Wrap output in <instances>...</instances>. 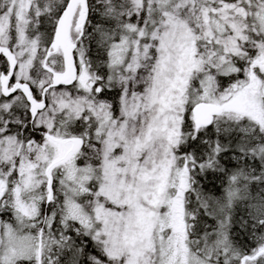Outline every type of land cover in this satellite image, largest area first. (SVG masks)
Segmentation results:
<instances>
[{
  "label": "snow or ice",
  "instance_id": "obj_1",
  "mask_svg": "<svg viewBox=\"0 0 264 264\" xmlns=\"http://www.w3.org/2000/svg\"><path fill=\"white\" fill-rule=\"evenodd\" d=\"M0 264H264V0H0Z\"/></svg>",
  "mask_w": 264,
  "mask_h": 264
},
{
  "label": "trees",
  "instance_id": "obj_2",
  "mask_svg": "<svg viewBox=\"0 0 264 264\" xmlns=\"http://www.w3.org/2000/svg\"><path fill=\"white\" fill-rule=\"evenodd\" d=\"M209 179L211 180L212 179V177H209ZM205 183H207V181H205ZM217 185H219V181H216L215 182ZM212 185H209V187H211Z\"/></svg>",
  "mask_w": 264,
  "mask_h": 264
}]
</instances>
